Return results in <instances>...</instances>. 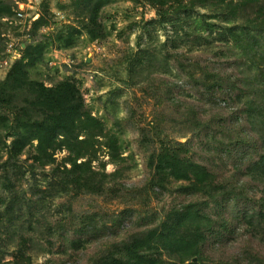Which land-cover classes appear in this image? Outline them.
Masks as SVG:
<instances>
[{
    "label": "rangeland",
    "instance_id": "obj_1",
    "mask_svg": "<svg viewBox=\"0 0 264 264\" xmlns=\"http://www.w3.org/2000/svg\"><path fill=\"white\" fill-rule=\"evenodd\" d=\"M20 2L26 0H0V54L7 43L19 53L0 63V88L25 46L43 44L41 59L27 66L29 78L47 86L75 82L85 107L118 136L121 153L115 161L96 136L87 152L92 167L110 175L100 192L72 188L65 146L39 159L30 139L7 160L19 123L11 106H0V264H92L117 256L121 241L160 229L170 211L190 202L213 218L203 259L264 264V35L247 37L253 45L246 48L243 32L230 31L244 17L216 0L185 12L168 2L164 26L150 21L158 15L145 0H38L23 5L17 19ZM17 91L20 103L26 93ZM174 145L211 173L209 192L152 165Z\"/></svg>",
    "mask_w": 264,
    "mask_h": 264
},
{
    "label": "trees",
    "instance_id": "obj_2",
    "mask_svg": "<svg viewBox=\"0 0 264 264\" xmlns=\"http://www.w3.org/2000/svg\"><path fill=\"white\" fill-rule=\"evenodd\" d=\"M145 1L154 7L158 15L150 21L157 22L161 26L165 25L164 6L168 2H176L179 6L177 8L184 12L187 8H195V6L207 3V0H188L186 3H181L180 0ZM216 1L218 4H223L228 10L226 12L232 16L244 17L246 22L236 24L235 28H230V31L234 35L238 33V30L243 32L244 36L241 38L245 41L246 48L253 45L252 41L246 39L247 37L256 32L264 35V6L260 5L263 0ZM98 9L99 4L91 10L93 23ZM249 15H252V18ZM72 37L69 34L66 45L72 42ZM43 48L44 45L41 43L26 45L22 58L10 64L4 82L5 87L0 88V106H11L10 112L15 121L19 123L13 128L16 134L11 143L7 145V160L19 155L30 139L37 141L36 158L39 159L43 156L52 158L54 150L65 146L69 151L67 161L70 167L64 166V170L72 188L100 192L105 179L110 174L94 170L92 155L87 152H89V147H93L94 138L102 136L109 154L116 161L121 153L119 138L107 132L103 121L85 107L75 82L62 79L47 86L42 81L29 78L27 66L41 59ZM259 54L264 62V50H259ZM17 90L26 93L20 103L14 101ZM1 117L6 119L4 115ZM27 128H30V134L23 133V130ZM82 133L85 134L84 137L79 138ZM180 144L185 146V143L179 142L178 145ZM84 148L87 150L84 151ZM260 161H264V155ZM151 162L158 172H167L178 180L191 181L192 188L196 191L209 192L210 190L211 173L204 166L183 157L177 145L167 147L155 154ZM212 224L213 218L196 208L194 202H190L179 209L170 211L160 229H151L145 235L136 233L129 239L121 241L123 248L119 255L103 257L92 264H228L202 258L203 233L210 230ZM170 252L178 254L179 259L166 258V254Z\"/></svg>",
    "mask_w": 264,
    "mask_h": 264
},
{
    "label": "built area",
    "instance_id": "obj_3",
    "mask_svg": "<svg viewBox=\"0 0 264 264\" xmlns=\"http://www.w3.org/2000/svg\"><path fill=\"white\" fill-rule=\"evenodd\" d=\"M36 1H38V0H26V2L17 3V8L15 9L16 18L22 19L24 17L25 7L23 5L27 4V6L32 7V4ZM4 20L13 24V19L9 20V19L5 18ZM7 36H9V35L7 34ZM18 56H19V53L17 51V48L14 46V44L13 43H7V46L5 48V56L0 54V63H1V65L5 66L8 64V59L12 60Z\"/></svg>",
    "mask_w": 264,
    "mask_h": 264
}]
</instances>
